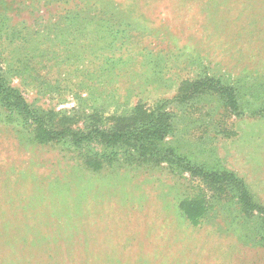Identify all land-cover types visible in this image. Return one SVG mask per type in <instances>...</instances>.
Segmentation results:
<instances>
[{"label":"rangeland","instance_id":"obj_1","mask_svg":"<svg viewBox=\"0 0 264 264\" xmlns=\"http://www.w3.org/2000/svg\"><path fill=\"white\" fill-rule=\"evenodd\" d=\"M0 78V264H264V0H0ZM155 109L190 164L73 138Z\"/></svg>","mask_w":264,"mask_h":264},{"label":"trees","instance_id":"obj_2","mask_svg":"<svg viewBox=\"0 0 264 264\" xmlns=\"http://www.w3.org/2000/svg\"><path fill=\"white\" fill-rule=\"evenodd\" d=\"M0 99L12 114L19 119H32L36 124L39 134L43 138H58L64 133V130H53L45 121L44 117L39 112H35L31 109L25 98L22 96L18 89L13 87L5 86L0 78ZM140 116H145L140 118ZM138 115L136 117L137 126H129L128 128H114L113 131L103 130L101 127L95 126L89 132H82L80 135L76 132H72L73 138L76 140L80 137L77 142L90 139L92 136H97L103 141H106L107 147L113 146L118 147V142H126L129 144L127 148V158L136 159L135 155L131 152V148L136 149L139 152V156L156 158L157 160H165L172 162H185L190 164L189 159L177 155L173 151L167 150L163 152L159 148V142L163 141L166 135L170 132L171 123L169 121L170 114L166 111L154 110L149 114ZM111 154L108 151H104L98 155L99 160L96 163H91L94 167L98 166L97 162L102 163L104 160H115L121 153L117 149H112ZM168 155V156H166ZM193 174H203L206 178L211 179L215 182H226L228 185L237 187L239 191V202L246 211L255 210L260 208L251 199L247 187L242 183V180L237 177L234 172L228 170L222 171H208L204 166L188 167ZM234 184V185H233ZM259 231L262 232V239L264 240V218L259 221Z\"/></svg>","mask_w":264,"mask_h":264}]
</instances>
